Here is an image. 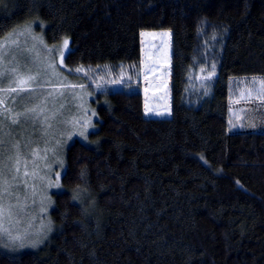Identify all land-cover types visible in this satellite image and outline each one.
Returning a JSON list of instances; mask_svg holds the SVG:
<instances>
[{
  "label": "trees",
  "instance_id": "1",
  "mask_svg": "<svg viewBox=\"0 0 264 264\" xmlns=\"http://www.w3.org/2000/svg\"><path fill=\"white\" fill-rule=\"evenodd\" d=\"M32 23L70 40L77 76L121 82L66 149L50 236L19 254L0 238V264H264V164L228 157L231 82L264 76V0H0V39ZM152 30L172 32L169 118L144 112Z\"/></svg>",
  "mask_w": 264,
  "mask_h": 264
},
{
  "label": "rangeland",
  "instance_id": "2",
  "mask_svg": "<svg viewBox=\"0 0 264 264\" xmlns=\"http://www.w3.org/2000/svg\"><path fill=\"white\" fill-rule=\"evenodd\" d=\"M39 26L0 39V238L11 254L38 248L50 236L66 149L90 142L102 90L121 82L77 76L65 63L70 40L49 44ZM141 44L144 112L169 118L172 32L143 31ZM228 119L229 161L264 164V76L232 80Z\"/></svg>",
  "mask_w": 264,
  "mask_h": 264
},
{
  "label": "snow or ice",
  "instance_id": "3",
  "mask_svg": "<svg viewBox=\"0 0 264 264\" xmlns=\"http://www.w3.org/2000/svg\"><path fill=\"white\" fill-rule=\"evenodd\" d=\"M77 71H79V69H77Z\"/></svg>",
  "mask_w": 264,
  "mask_h": 264
}]
</instances>
